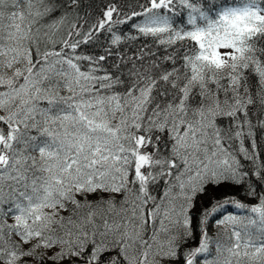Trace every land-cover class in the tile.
<instances>
[{"label":"snow or ice","instance_id":"6c2138e0","mask_svg":"<svg viewBox=\"0 0 264 264\" xmlns=\"http://www.w3.org/2000/svg\"><path fill=\"white\" fill-rule=\"evenodd\" d=\"M0 264H264V0H0Z\"/></svg>","mask_w":264,"mask_h":264},{"label":"trees","instance_id":"16d2710c","mask_svg":"<svg viewBox=\"0 0 264 264\" xmlns=\"http://www.w3.org/2000/svg\"><path fill=\"white\" fill-rule=\"evenodd\" d=\"M233 191H235V190H233ZM239 198H240V199H242V200L244 199V197H243V195H242V194L239 196ZM221 231H223V229H221ZM212 234L214 235L215 233H214V232H212Z\"/></svg>","mask_w":264,"mask_h":264},{"label":"bare ground","instance_id":"6f19581e","mask_svg":"<svg viewBox=\"0 0 264 264\" xmlns=\"http://www.w3.org/2000/svg\"><path fill=\"white\" fill-rule=\"evenodd\" d=\"M212 232H214V233H215V232H216V229H215V228H213V229H212Z\"/></svg>","mask_w":264,"mask_h":264}]
</instances>
